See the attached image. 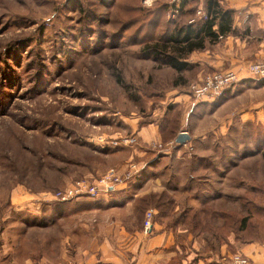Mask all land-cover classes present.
<instances>
[{
    "label": "rangeland",
    "instance_id": "rangeland-1",
    "mask_svg": "<svg viewBox=\"0 0 264 264\" xmlns=\"http://www.w3.org/2000/svg\"><path fill=\"white\" fill-rule=\"evenodd\" d=\"M142 1L0 0V264H38L41 257L82 264L102 239L118 245V229L102 222L105 215L109 222L123 224L127 234L144 239L153 232L142 233L148 210L152 224L172 228L179 241L181 230L192 239L201 236L204 247H190L189 254L201 255L204 264H232L234 255L250 264L238 245L244 233L254 234L264 221L262 213L243 210L248 188L264 185V131L260 125L250 129L232 111L201 116L211 110L209 104L194 105L184 117L179 101L191 98L187 87L196 81H191L193 71L182 74L187 80L182 85L176 73L143 47L158 43L173 26L203 20L202 0H189L182 14L180 0ZM163 121L168 131L184 132L188 140L177 144L168 135L172 132L163 131L157 142L171 141L170 149L159 151L152 146L155 140L141 143L136 132ZM131 137L135 143L127 145L124 141ZM206 153L218 157L221 171L237 162L236 196L200 195L202 167L196 157ZM248 156L250 179L245 177ZM130 164L137 173L105 197L51 199L57 191L95 181L108 170L121 175ZM211 181L205 185L209 190ZM166 199L173 200V208ZM101 205L112 206L101 211ZM203 207L226 213L204 215ZM187 208L192 210L189 219H204L205 232L186 234L180 222H168L169 214L159 216ZM246 214L249 225L239 230ZM203 233L225 236L229 243L215 248Z\"/></svg>",
    "mask_w": 264,
    "mask_h": 264
},
{
    "label": "crops",
    "instance_id": "crops-1",
    "mask_svg": "<svg viewBox=\"0 0 264 264\" xmlns=\"http://www.w3.org/2000/svg\"><path fill=\"white\" fill-rule=\"evenodd\" d=\"M217 4L222 10L231 11L230 32L217 38L212 44L206 45L203 49L193 51L187 55L186 61L195 65V72L191 81L199 79L200 76L206 73L227 69L238 71L240 79L227 90L229 91L228 95L222 99L218 98L215 101L206 102L187 98L179 101L183 106L184 117L187 116L194 105L209 104L212 105L211 110L204 112L201 116L212 113L213 117H219L217 113L220 111L226 110L224 113L232 111L234 112L232 114H236L240 121L249 125L250 129L253 125L264 127V81H256L242 75L244 73L243 68L248 63H264V0H217ZM226 104H229L228 108H225ZM184 122L182 123L184 124ZM217 124L219 127V121ZM217 124H214L215 128ZM152 128L145 129L142 127L136 132L141 143H147L150 140L157 142L159 140L161 136L158 128ZM205 147H208V145H205ZM261 159L262 164H264V158ZM196 160L202 167V174L198 175L201 185L197 190L200 195L214 198L220 194L223 196L237 195L236 161L233 162L232 167L222 168L221 171L220 166H218L219 162L216 161L219 160L218 157L210 155V153L199 154ZM244 160L248 164L245 167V177L250 179L253 175L252 168L249 166L252 157H245ZM210 180H212V186L210 185L211 189L209 190L205 185ZM187 192L184 191L183 194H187ZM103 196L105 197V194ZM184 202L187 203V199H184ZM126 204L127 206L124 207L122 213L130 203ZM90 206L93 208V205ZM110 206L112 205H101V211H107ZM108 217L110 216L105 215L102 222L105 225L111 223L112 228L118 229L114 232V237H116L114 244L117 245L118 243V245L111 247L107 238L102 239L104 242L100 244L101 246H96L98 248H95L96 251L88 250V257L85 258L86 261L82 264H166L173 259L176 260V258L179 259L180 264H204L202 258H200L201 255L189 254L192 252L190 247L196 250L204 247L205 243L201 236L192 239L189 235L183 234L181 230L179 241L175 237L174 232L176 231L170 227L165 230L161 229L155 221L152 224L153 232L149 237L143 239L138 233L127 234L126 230L123 229V224H119L116 219L109 222ZM122 219L123 216L119 220ZM240 252L248 258L250 264H264V240L262 242H250L243 246ZM64 258L60 257L59 259ZM76 259L82 260L84 258L79 257ZM48 260L51 259H42L41 257L38 264H63L60 260Z\"/></svg>",
    "mask_w": 264,
    "mask_h": 264
},
{
    "label": "trees",
    "instance_id": "trees-1",
    "mask_svg": "<svg viewBox=\"0 0 264 264\" xmlns=\"http://www.w3.org/2000/svg\"><path fill=\"white\" fill-rule=\"evenodd\" d=\"M189 3H190L189 0H180L179 12H181V14L183 13V9L186 6H189ZM196 6L190 8L189 10L191 11L195 10ZM201 8L204 15L203 20H199L197 22L188 21L173 26L172 30L163 33L162 35L163 38L160 37L158 43L143 47L146 48L145 50L143 49L144 50L143 52H149L150 54H154L155 60L160 65L167 67L170 70H172L174 73H176L177 79L179 83L180 82L182 83V85L187 81L182 74L186 71H193L192 74L193 76L195 72V65H192L188 61H186L187 55L193 51L203 49L206 45L212 44L217 38L223 37L224 34L230 32L231 11L222 10L220 6L217 4L216 0H202ZM179 83L177 85H179ZM162 124L163 125L159 123V125H157L160 136H163V131L172 132L168 135H170V137L173 136V140L175 141L177 135L174 133V130L170 129V131H168L167 127L169 126V124H167V122L163 121ZM262 130L264 131V127H262ZM258 188L259 189H257V186L255 185H251L250 188H248L247 190L248 195L243 203V210L250 213H262L260 214L262 218L261 220H264V185ZM166 201L167 204L172 205L171 208L174 207V202L172 199L170 200L166 199ZM172 210L165 211L164 213L159 214V216L169 214V216H171L170 219L171 221L168 222H173V223L180 222V224H182V229L186 234H192L193 236H195L198 235L200 232H205L203 228V224H201L204 219H201L200 217H197V219H189L191 216L190 213L192 212L191 208L182 209L180 214L174 213ZM201 210L203 214L226 213L225 211H221V210L214 211V209H210L208 207H203ZM234 212L235 211H229L228 213H234ZM177 214H178L177 218H179V220L176 218L177 220H175L174 222L173 221L174 215ZM246 217L247 214L246 216L240 218L239 230H243V228L245 227L247 228V226L249 225V223L246 224L247 220L249 219V218L246 219ZM142 222H143V218L141 220V225ZM258 226L259 227L257 228L254 234L248 235L247 232L244 233L245 236H243V238H241V241H239L238 247H243L250 242H262L264 240V221L263 222L260 221V225ZM233 231L234 233H236V229H234ZM258 232L260 233V235H258ZM204 236L208 244L215 248L223 244L229 243V241L226 240L225 236L224 237L222 236L223 238H221L220 236H214L213 234H208V235L204 234ZM236 243L237 240L235 235L234 236L235 246ZM235 253L237 252H234L233 254ZM176 264H180V263L176 262Z\"/></svg>",
    "mask_w": 264,
    "mask_h": 264
},
{
    "label": "built area",
    "instance_id": "built-area-1",
    "mask_svg": "<svg viewBox=\"0 0 264 264\" xmlns=\"http://www.w3.org/2000/svg\"><path fill=\"white\" fill-rule=\"evenodd\" d=\"M149 0H143V4L146 5ZM197 14H202L200 10H197ZM203 15V14H202ZM264 34V30H263ZM242 73L246 78H250L256 81H264V63L253 62L244 66ZM239 72L233 70H221L214 71L203 75L188 85L187 91L190 97L194 100H203L206 102H212L221 97V95L229 89L232 85L239 81ZM127 145L135 143L134 138H128L124 141ZM159 151L170 149L172 142L167 143H154L152 145ZM138 169L134 164H130L126 171L121 175L115 170H108L103 176L92 182L78 181L72 184L70 187L65 188L62 191H57L51 195V199L54 201L66 202L73 198H96L101 194H105L114 189V186L120 184L137 173ZM153 212L148 210L144 213L142 222V233L147 236L152 228ZM232 264H247V260L239 255H234L231 258Z\"/></svg>",
    "mask_w": 264,
    "mask_h": 264
},
{
    "label": "water",
    "instance_id": "water-1",
    "mask_svg": "<svg viewBox=\"0 0 264 264\" xmlns=\"http://www.w3.org/2000/svg\"><path fill=\"white\" fill-rule=\"evenodd\" d=\"M188 140V136L186 135V133L182 132V133H179L177 136H176V139H175V142L177 144H182L184 143L185 141ZM179 142V143H178Z\"/></svg>",
    "mask_w": 264,
    "mask_h": 264
}]
</instances>
